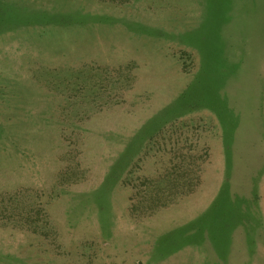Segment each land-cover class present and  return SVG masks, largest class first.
Returning <instances> with one entry per match:
<instances>
[{
  "label": "rangeland",
  "instance_id": "1",
  "mask_svg": "<svg viewBox=\"0 0 264 264\" xmlns=\"http://www.w3.org/2000/svg\"><path fill=\"white\" fill-rule=\"evenodd\" d=\"M0 264H264V0H0Z\"/></svg>",
  "mask_w": 264,
  "mask_h": 264
}]
</instances>
